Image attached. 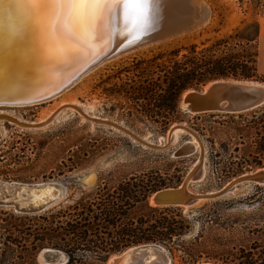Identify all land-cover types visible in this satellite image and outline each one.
Returning <instances> with one entry per match:
<instances>
[{
	"label": "rangeland",
	"instance_id": "374dc122",
	"mask_svg": "<svg viewBox=\"0 0 264 264\" xmlns=\"http://www.w3.org/2000/svg\"><path fill=\"white\" fill-rule=\"evenodd\" d=\"M203 1L209 19L195 32L175 34L152 42L141 53L104 62L63 96L32 106L0 107L22 121L41 122L59 106L71 104L161 148L175 124L197 138L193 154L176 157L185 141L193 140L185 131L157 150L110 126L87 121L73 108L60 111L48 126L35 131L0 120V180L28 185L54 181L66 190L41 212L22 214L12 208L27 202L30 189L0 186V264H43L44 249L63 253V264H108L127 249L144 245L131 244L100 259L86 246L72 252L63 245L69 236L58 226L80 219L88 208L120 214L99 234L104 241L149 216L147 206L181 217L188 229L173 245L154 243L166 249L171 264H242L253 242L264 241L261 233L251 232L261 221L250 220L251 215L264 219V186L241 183L219 198L186 209L150 205L153 192L179 186L198 159L200 177L187 186L198 194L219 191L264 168V104L249 111L197 114L180 106L184 92L203 89L215 79L264 83V0ZM221 68L224 76H215ZM185 79L192 86L171 98L170 84Z\"/></svg>",
	"mask_w": 264,
	"mask_h": 264
},
{
	"label": "bare ground",
	"instance_id": "6f19581e",
	"mask_svg": "<svg viewBox=\"0 0 264 264\" xmlns=\"http://www.w3.org/2000/svg\"><path fill=\"white\" fill-rule=\"evenodd\" d=\"M8 7L7 0H0V107L5 108L32 106L33 104L44 103L57 96H63L72 85L95 69H99L98 66L104 62L116 60L121 55L141 53L151 47L152 42H160L159 40L175 34L197 30L207 22L210 15V10L203 0H165V7L162 10L163 19L159 23H156L154 19L157 11L155 5L149 9V21L143 28L133 27L123 15H121L119 24H117L115 17H113L110 26L88 33H78L81 37V46L75 49L70 46L69 40L58 34V28L56 31H53V24L55 23L53 20L47 25L51 33L48 45L50 55L47 59H43L37 48V22L25 20L23 27L17 29L14 22L8 18ZM126 24L128 25L127 27H125ZM70 30L71 26H68L64 29V32ZM178 38L180 36L166 40L164 43ZM152 44L154 45V43ZM217 85L231 88L254 86L256 88L253 93L255 97L252 98L249 105H246L247 107L238 110V106L234 101L228 100L227 95V99L225 100H220L219 102L213 100L215 99V91L212 88ZM263 91L264 83L261 82L215 79L207 83L201 91L188 90L184 92L180 99V106L189 114L214 111L229 113L249 111L264 104ZM196 96H210L211 99L203 103H198L195 101ZM201 106L205 107L201 108ZM66 108H73L85 120L91 123H111L112 128L122 132L132 140L157 150L165 149L171 143L173 136H176L177 132L185 131L193 137V140L185 141L181 148L175 152L174 156L185 157L195 152L197 138L194 137V132L192 133L184 125H173L167 132L168 141L161 148V146L156 147L157 145L146 143L134 133L115 122L96 117L93 118V115V117H90L86 113H83V111H80V108L71 104L59 106L46 120L41 122H25L17 117L11 116L4 110H0V120L17 125L24 130L35 131L48 126L59 112ZM170 138L171 140H169ZM200 164L201 160L198 159L193 164L194 169L189 172L188 176L185 177L184 181L175 190H183L185 195L191 196L199 202L211 195L222 194L223 196L237 186L236 180L239 178L231 183L229 182L230 184L226 188H222L211 194L190 192L187 186L189 182H194L199 179L202 171V165ZM262 169L260 168L258 171L248 173L244 176L242 175L240 178L260 172ZM35 185H39V187H34ZM0 186L21 190L25 188L30 189L27 202L19 203V205L15 204L12 208L14 212L34 209L44 210L43 208L47 204L60 199L66 192L62 184L54 181L36 183L28 187V184L0 180ZM170 189L168 188V190ZM3 204H6V202ZM150 205L155 206L152 198L150 199ZM165 206H182L185 209L188 207L187 205H179L178 202ZM133 248L135 247L127 249L119 256L110 258L108 264H144L146 261L145 264H153V261L155 264L172 263L167 251L147 247L146 249H139L132 252ZM153 254L156 257H151ZM50 255V253L46 254V257L50 258ZM144 256H148L146 258L147 260H142ZM47 258L43 259L41 252L40 261L43 264L51 263L42 261L50 260ZM63 258L64 256L60 255L56 262L64 261ZM115 259H117L116 262H114Z\"/></svg>",
	"mask_w": 264,
	"mask_h": 264
},
{
	"label": "snow or ice",
	"instance_id": "6c2138e0",
	"mask_svg": "<svg viewBox=\"0 0 264 264\" xmlns=\"http://www.w3.org/2000/svg\"><path fill=\"white\" fill-rule=\"evenodd\" d=\"M7 4L8 18L17 29L23 27L25 20L37 22V48L41 57L47 59L51 36L47 25L53 20V31L58 28V34L69 40L70 46L75 49L81 46L78 33L110 26L113 17L119 24L123 15L133 27L143 28L149 21V9L155 5L154 19L159 23L163 19L165 0H7ZM68 26L71 30L64 32Z\"/></svg>",
	"mask_w": 264,
	"mask_h": 264
},
{
	"label": "trees",
	"instance_id": "16d2710c",
	"mask_svg": "<svg viewBox=\"0 0 264 264\" xmlns=\"http://www.w3.org/2000/svg\"><path fill=\"white\" fill-rule=\"evenodd\" d=\"M222 71L224 70L221 68L215 76H224ZM190 81L185 79L176 84H170L171 90H168L170 97L175 98L178 92L192 86ZM143 192H146V189ZM146 208L150 213L149 216L138 218L137 224L133 228L121 229L116 235L117 238L112 237L106 241L99 234L106 229V225L110 221L111 223L117 222L116 220L119 219L120 214H113L110 211L98 212L100 210L98 208H96L97 212L95 213L94 209L88 208L85 215L80 219H73L64 226H58V229L64 232L63 236H69L68 242L63 243V245L66 248L69 247L72 252L86 246L100 259L102 254L118 251L131 244L158 243L173 245L174 239L180 237L188 229L184 220L178 215L168 217L161 213L158 208L150 206ZM175 217L179 219H175ZM250 220L261 221V227L254 228L251 232L261 233L260 238L264 240V219L262 220L261 215H251ZM59 240L62 241L61 238ZM243 257L244 262L242 264H264V241L261 243L253 242L252 247L244 253Z\"/></svg>",
	"mask_w": 264,
	"mask_h": 264
},
{
	"label": "water",
	"instance_id": "95a60500",
	"mask_svg": "<svg viewBox=\"0 0 264 264\" xmlns=\"http://www.w3.org/2000/svg\"><path fill=\"white\" fill-rule=\"evenodd\" d=\"M212 89H214L215 91V99L213 100H217L215 102H219L220 100H225L226 95L228 96V100L234 101L235 104L238 106V110L241 108H245L247 107L246 105H249L251 103V100L253 97H255V95H253V93L255 92L256 88L254 86H248V87H240V88H231L228 86H222V85H217L215 87H213ZM196 91H201L200 90H196ZM264 92V91H263ZM195 101L198 103H203L206 102L208 100H210V96L209 97H199L196 96L195 97ZM212 101V100H211ZM216 104V103H215ZM205 106H201V108H203ZM199 108V109H201ZM103 124V123H102ZM107 126L111 127V123L108 124H104ZM35 128V127H34ZM237 183L236 185L238 186L241 183H252L255 185H259V186H264V168L262 169V171L254 173L252 175L249 176H245L243 178H239L236 180ZM259 183V184H257ZM39 187V185H35L34 187ZM28 187H31V185H29ZM234 187V186H232ZM29 189V188H28ZM176 187L173 189L171 188L170 190H168V188H164V189H160L157 190L155 192H153L150 195V198H152V202L155 204V206H164L165 205H172L175 202H178L179 205H187L188 207L193 206L197 201L195 198L185 195L183 190H175ZM222 194H216V195H211L206 197L204 200H210V199H216L221 197ZM9 204V203H8ZM177 207V206H176ZM42 211V210H41ZM39 209H34V210H20L18 213H22V214H34V213H38L41 212ZM147 247H150L151 249H160V250H164L166 251V249L158 244H144V245H140L137 246L135 248L132 249L133 251L139 250V249H146ZM143 252V250H142ZM51 254L50 258L46 257V254ZM63 255L64 261H60V262H56L57 258ZM42 257L43 259H50V260H42V261H46V262H51L49 264H63L66 261V257L63 253H61L58 250H53V249H44L42 251ZM117 259L114 260V262H116Z\"/></svg>",
	"mask_w": 264,
	"mask_h": 264
},
{
	"label": "crops",
	"instance_id": "0c3cea01",
	"mask_svg": "<svg viewBox=\"0 0 264 264\" xmlns=\"http://www.w3.org/2000/svg\"><path fill=\"white\" fill-rule=\"evenodd\" d=\"M264 53V52H263Z\"/></svg>",
	"mask_w": 264,
	"mask_h": 264
}]
</instances>
